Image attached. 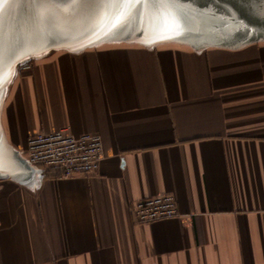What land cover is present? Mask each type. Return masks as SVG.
<instances>
[{"label": "crops", "instance_id": "crops-1", "mask_svg": "<svg viewBox=\"0 0 264 264\" xmlns=\"http://www.w3.org/2000/svg\"><path fill=\"white\" fill-rule=\"evenodd\" d=\"M93 38L2 62L0 264H264V38ZM64 127L102 136L96 173L28 163V137ZM162 194L182 215L136 223Z\"/></svg>", "mask_w": 264, "mask_h": 264}, {"label": "water", "instance_id": "water-1", "mask_svg": "<svg viewBox=\"0 0 264 264\" xmlns=\"http://www.w3.org/2000/svg\"><path fill=\"white\" fill-rule=\"evenodd\" d=\"M115 11L106 5L95 10L81 7L71 13L53 11L41 14L30 3H10L3 10V23H11L6 40L13 41L6 59L12 64L24 56L34 55L42 46L60 44L72 35L84 39L95 37L93 40L100 37L106 41L171 40L193 47H237L264 38V0H182V3L173 5H149L136 8L120 26L113 20ZM174 12L175 26L160 29L161 17L167 20ZM35 35L43 42L24 52L22 45ZM26 165L31 167L27 162Z\"/></svg>", "mask_w": 264, "mask_h": 264}, {"label": "built area", "instance_id": "built-area-1", "mask_svg": "<svg viewBox=\"0 0 264 264\" xmlns=\"http://www.w3.org/2000/svg\"><path fill=\"white\" fill-rule=\"evenodd\" d=\"M23 68H31L25 64ZM27 161L47 174L61 178L89 176L98 171L105 158L100 134L77 135L69 127L52 132H39L27 140ZM138 224L180 217L178 201L172 194H162L137 200L131 208Z\"/></svg>", "mask_w": 264, "mask_h": 264}, {"label": "snow or ice", "instance_id": "snow-or-ice-1", "mask_svg": "<svg viewBox=\"0 0 264 264\" xmlns=\"http://www.w3.org/2000/svg\"><path fill=\"white\" fill-rule=\"evenodd\" d=\"M30 3L41 14L45 12L71 13L74 9L88 7L89 9H101L106 5L112 6L116 11L113 20L117 21V26L127 21L132 11L138 7H147L149 5H173L182 3V0H0V82L3 81L2 73V56L4 50V33H3V10L10 3L23 4ZM176 13L174 12L167 20L161 17L158 27L167 30L170 26H175ZM109 24L112 21L108 22ZM151 23V20H150ZM100 37H97L99 39ZM2 174V173H0Z\"/></svg>", "mask_w": 264, "mask_h": 264}, {"label": "bare ground", "instance_id": "bare-ground-1", "mask_svg": "<svg viewBox=\"0 0 264 264\" xmlns=\"http://www.w3.org/2000/svg\"><path fill=\"white\" fill-rule=\"evenodd\" d=\"M11 23H7V25H5V23H3V33H4V50H3V56H2V62L7 61L6 59V54L9 52L10 50V45L12 43V39L6 40V38L8 37V34L11 31ZM8 26V27H7ZM33 38V39H32ZM32 38H27V45L30 46L32 45V42L34 41V39H40L39 36H33ZM141 41V40H139Z\"/></svg>", "mask_w": 264, "mask_h": 264}, {"label": "rangeland", "instance_id": "rangeland-1", "mask_svg": "<svg viewBox=\"0 0 264 264\" xmlns=\"http://www.w3.org/2000/svg\"><path fill=\"white\" fill-rule=\"evenodd\" d=\"M28 64H30L31 68H23V66H22V68H20V72H21V73L30 72V71L32 70V68H33V64H32V62H30V63H28Z\"/></svg>", "mask_w": 264, "mask_h": 264}]
</instances>
